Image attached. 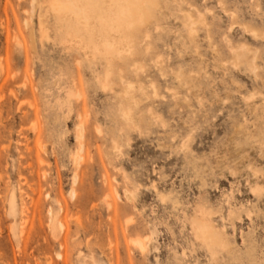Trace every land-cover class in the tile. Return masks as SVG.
Wrapping results in <instances>:
<instances>
[{
    "label": "rangeland",
    "instance_id": "rangeland-1",
    "mask_svg": "<svg viewBox=\"0 0 264 264\" xmlns=\"http://www.w3.org/2000/svg\"><path fill=\"white\" fill-rule=\"evenodd\" d=\"M95 2L0 0V264H264V0Z\"/></svg>",
    "mask_w": 264,
    "mask_h": 264
},
{
    "label": "bare ground",
    "instance_id": "bare-ground-1",
    "mask_svg": "<svg viewBox=\"0 0 264 264\" xmlns=\"http://www.w3.org/2000/svg\"><path fill=\"white\" fill-rule=\"evenodd\" d=\"M50 4H52V10L54 9L58 13L60 12V13H64V14L72 13L73 15L76 16V19H81V20L85 21L86 24H89L90 18H91L93 13H99L97 15L98 18L99 17L101 19L106 18V14H104V12L98 11L99 7H97V2H95V0H52V3H50ZM119 11L121 12L122 9H119ZM120 12H117L114 15L109 16L110 17L109 18V21H110L109 25H111L112 23L115 22V19H112V18L120 17V14L122 13V12L121 13ZM39 22L41 25V21H39ZM112 26H114V25H112Z\"/></svg>",
    "mask_w": 264,
    "mask_h": 264
}]
</instances>
